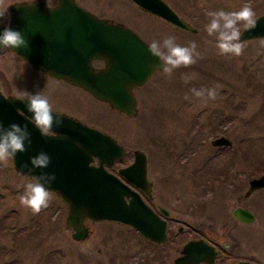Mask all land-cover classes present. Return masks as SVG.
<instances>
[{
    "label": "rangeland",
    "instance_id": "obj_1",
    "mask_svg": "<svg viewBox=\"0 0 264 264\" xmlns=\"http://www.w3.org/2000/svg\"><path fill=\"white\" fill-rule=\"evenodd\" d=\"M13 1L0 4V24L8 22ZM168 1L196 33L144 16L125 0H81L137 29L149 44L167 36L181 46L195 42L201 58L171 76L158 71L137 88L134 116L125 117L83 95L74 98L81 102L79 117L129 153L136 148L146 152L154 200L173 217L171 244L156 248L130 227L108 221H87V238L73 240L65 225L67 208L57 195L51 193L49 206L39 214L21 205L20 196L32 180L19 175L10 158L0 162V264H155L156 253L165 256L166 264L175 255L174 245L194 234L220 242L232 234L237 238L234 251L242 258L254 255L252 264H264V188L244 197L249 180L261 175L253 176L257 167L264 170V40L241 42L240 56L220 55L215 36L205 27L212 11L235 12L248 5L257 17L264 12V0H194L196 7L192 0ZM30 71L8 50L0 52V79L12 89L31 93L25 86L35 78ZM216 85L221 87L215 100L191 92ZM219 136L230 139L232 147L213 146L211 141ZM237 206L252 211L255 221L237 223L232 216Z\"/></svg>",
    "mask_w": 264,
    "mask_h": 264
},
{
    "label": "water",
    "instance_id": "obj_2",
    "mask_svg": "<svg viewBox=\"0 0 264 264\" xmlns=\"http://www.w3.org/2000/svg\"><path fill=\"white\" fill-rule=\"evenodd\" d=\"M131 1L179 30L197 32L196 27L180 18L163 0ZM35 10V3L33 6L27 2L11 5L9 22L0 26V33L6 27L20 31L27 46L10 50L35 69L83 88L96 99L128 116L136 115L137 100L132 94L133 88L144 85L158 70H162L159 58L149 53V44L121 24L98 19L77 6L74 0H65V5L62 3L60 8L48 12L41 9L38 13ZM59 18L60 42L59 28L47 26L48 19ZM256 21L254 29L243 27L241 42L264 39V14L256 17ZM94 59L103 60L104 66L95 69ZM26 103L0 92V124L4 128L13 123L22 127L26 125L30 133L31 146L28 147L25 142L27 151L11 158L14 170L30 179L42 173L55 175L56 179L46 187L66 205L65 225L72 230V239L83 241L87 238L89 229L85 222L90 220L118 222L150 242L164 243L167 238L166 221L143 201L137 191L104 167V164L110 165L120 158L123 148L111 136L54 113V118L59 115L62 121L60 126L52 129L59 138L42 137L28 119L32 114L28 112ZM211 143L213 146H231L229 139L223 136ZM40 152L51 158L47 168H33L30 162V158ZM94 158L98 160L97 166L90 164ZM147 166L146 154L135 150L133 162L120 169L119 174L152 197L154 185L148 179ZM30 168H33L31 173L28 171ZM263 188L264 174L249 180L244 197ZM156 208L164 216H171L163 207ZM233 216L242 224L255 221L254 214L241 206L233 210ZM182 253L188 264H199L205 260L212 262L216 254L203 240L188 241ZM238 264L250 263L239 261Z\"/></svg>",
    "mask_w": 264,
    "mask_h": 264
},
{
    "label": "clouds",
    "instance_id": "obj_3",
    "mask_svg": "<svg viewBox=\"0 0 264 264\" xmlns=\"http://www.w3.org/2000/svg\"><path fill=\"white\" fill-rule=\"evenodd\" d=\"M3 0H0V4ZM210 17L209 23L205 26L209 36H215V47L220 55L240 56L243 53L244 45L241 43V30L239 25L243 23L245 29L251 30L257 26L256 13L252 7L245 5L239 11L225 12L212 11L208 12ZM3 13L0 12V17ZM0 46L3 48H22L27 46V42L23 38L20 31L6 27L0 33ZM149 53L159 58L162 62V71L171 76L174 70L181 67H189L201 58V54L197 51V44L190 42L188 46H181L176 43V38L167 36L162 41H153L148 46ZM188 80L185 79V83ZM220 85L208 89H191L192 94L198 98H206L215 100L218 96ZM17 100L26 101V107L31 117L32 123L45 138H59L58 133L52 129L54 126H60L62 123L59 115L54 118L53 106L49 102V98L41 93L30 94L27 91L21 92L15 97ZM189 99V97H185ZM21 114L23 111L17 110ZM27 146H31L30 133L27 126L11 124L8 128H4L0 124V162L6 163L10 158H15L17 153L27 151ZM30 162L33 168L44 169L51 163V158L45 152L31 157ZM27 167V165H25ZM33 168L28 169L29 173ZM56 179L54 174L42 173L39 176H32V182L25 187V192L20 196L22 206L31 210L33 214H39L43 209L49 206L51 192L46 185L51 184Z\"/></svg>",
    "mask_w": 264,
    "mask_h": 264
},
{
    "label": "flooded vegetation",
    "instance_id": "obj_4",
    "mask_svg": "<svg viewBox=\"0 0 264 264\" xmlns=\"http://www.w3.org/2000/svg\"><path fill=\"white\" fill-rule=\"evenodd\" d=\"M163 1L180 18L184 19L182 16H180L178 14L177 10L170 4V2L168 0H163ZM192 1H193L192 5L195 6L194 2H196L198 4L197 1H194V0H192ZM21 2H27V4H29L31 6H33V4L35 3V8H36L35 11L38 12V13H40L41 9H44V10H46L48 12V11H51V10L57 8V7L60 8L62 3L65 5V0H14L12 2V4L21 3ZM74 3L77 6H79L80 8H83L88 13L96 16L98 19L105 20L107 23L121 24V25L131 29L142 40H144L146 43H148L145 40V38L143 37V35L139 31H137V29L127 25L124 22L117 21V20H115L113 18L108 17L107 15L102 13V12H104L103 10H101L102 12L100 10L99 11H95L92 8H90L89 6H87L86 4H84L83 2H81V0H74ZM125 3H126V5L128 4L129 6L132 5L131 7H133V8L135 7L134 9L137 10L139 13L143 14L144 16L163 20L162 18H160V17H158V16H156L154 14H151L150 12L142 9L140 6H138L137 4H135L131 0H125ZM11 5L9 6V14H10V16H11V13H10ZM259 10H261L260 6H259ZM262 14H264V12H262L260 15H262ZM260 15H258V16H260ZM163 21L166 22L168 24V26H170L171 28L177 29L176 27H174L173 25H171L167 21H165V20H163ZM6 24H0V25H6ZM47 26H50L52 28L54 26H57L59 28V30H58V33H59L58 34V41L60 42V39H61V36H60L61 19L60 18L58 20L48 19ZM180 31H182V30H180ZM3 50H8L14 57L19 58L22 61V64L26 65L32 71L33 75H35L34 76L35 78H32L31 80H29V82L25 85L27 87V89L29 91H31V93L30 92H28V93H30V94L41 93L42 95L47 96L49 98V102L53 106V113L54 114H61L63 116L71 118V119H73V120H75L77 122H80V123H82V124H84V125H86L88 127H91V128L97 129V130H99V131H101L103 133H106L105 131L95 127V125H93V124L87 122L86 120L82 119L81 117H79V110L82 108L81 107V102L78 99L74 98V96L83 95L87 99L91 100L92 102L101 103V104H104V105H107L108 107H110L107 103H105L103 101H100V100H97L88 91L84 90L81 87L73 85V84L67 82L64 79L56 78V77H54L52 75H49L48 73L43 72L41 70L35 69L32 66V64H30L28 61L24 60L18 54L12 52L9 48H3L2 47L0 49V52L3 51ZM92 63H93V66L95 67V69L101 68L105 64L103 60H97V59H94L92 61ZM140 87L141 86L134 87L133 90H132V94L134 95V91L137 88H140ZM0 92L2 94H4L5 96L13 95L15 97L21 93V91L15 89V88L12 89L10 84L7 82V80L5 78L3 80L0 79ZM136 100H137V98H136ZM112 110H114V109H112ZM114 111H116V110H114ZM117 112L120 113V114H123L125 117L127 116L124 113H121L119 111H117ZM223 137H225V136H223ZM230 142H231V140H230ZM118 144L123 148V155L120 158H118L116 160H113V162L110 165L104 164V167L109 173L120 177V179L125 183V185L126 184L129 185L133 190L137 191L141 195L143 201L147 205H149L151 208H153L154 211L160 217H162L163 219L166 220V223H167V230H166L167 238H166V241L163 244H154V246L156 248L163 249L167 245L171 244V242H172L173 233H172V231H169V224L173 221V217L172 216H164L161 212H159L157 210L156 206H161V205H159L154 200V196H155V189H154L155 187L154 186H153V195H152V197H149L143 190H140L139 188L131 185L130 183L127 182V180L125 179L124 176H121L119 174V170L120 169L126 168L127 166H129L133 162V160H134V151L135 150H141L145 154H146V152L144 150H142V149H137L136 148V149H133L129 153L126 147H124L120 143H118ZM215 147H217V148H221V147L222 148H230V147H232V142H231V146H215ZM129 156H131V159H129ZM146 157H147V154H146ZM148 161L149 160H148V157H147V164H148ZM91 164L95 165V166L98 165L97 158H94L91 161ZM148 169H149V164L147 166V173H148V179L150 180V178H149V170ZM153 185H155V184L153 183ZM232 216H233V211H232ZM237 223H239V222L237 221ZM239 224H241V223H239ZM244 225H248V224H244ZM178 231H182V228L179 227ZM189 240H203L205 243H207L209 246H211L215 250L216 254H215L212 262L205 260V261H200L199 264H238V262L241 261V260H246L250 264H252L254 259H255L254 255L249 257V258H246V257L242 258L237 253V250L234 251V248H235V246L237 244V241H236L237 238L235 236H233L232 234H229V239L226 238L224 241H221V242L218 239L213 238L212 236H207V235L203 236L201 234H194L193 236H189L188 238H186L183 242L180 241L179 244H175L174 245L175 255L172 258H168L169 260L166 261V264H176V263L188 264L187 259L185 258V256L182 254L181 251H182V248H183L184 244L186 242H188ZM163 260H165V256L164 255H162L161 253H156L155 254V257H154L155 264H164Z\"/></svg>",
    "mask_w": 264,
    "mask_h": 264
},
{
    "label": "trees",
    "instance_id": "obj_5",
    "mask_svg": "<svg viewBox=\"0 0 264 264\" xmlns=\"http://www.w3.org/2000/svg\"><path fill=\"white\" fill-rule=\"evenodd\" d=\"M259 167H260V166H258V167H257V171L253 173V176H255L256 174H260V173L262 174V173H264V170L261 171V170L259 169ZM260 171H261V172H260ZM2 264H8V263H2Z\"/></svg>",
    "mask_w": 264,
    "mask_h": 264
}]
</instances>
